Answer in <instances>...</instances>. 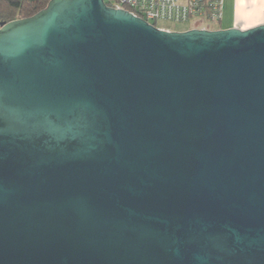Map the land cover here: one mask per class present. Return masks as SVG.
Masks as SVG:
<instances>
[{
	"label": "water",
	"instance_id": "obj_1",
	"mask_svg": "<svg viewBox=\"0 0 264 264\" xmlns=\"http://www.w3.org/2000/svg\"><path fill=\"white\" fill-rule=\"evenodd\" d=\"M0 264H264V23L1 25Z\"/></svg>",
	"mask_w": 264,
	"mask_h": 264
},
{
	"label": "built area",
	"instance_id": "obj_2",
	"mask_svg": "<svg viewBox=\"0 0 264 264\" xmlns=\"http://www.w3.org/2000/svg\"><path fill=\"white\" fill-rule=\"evenodd\" d=\"M221 4L222 0H108V4L106 3L109 7L128 11L156 27L158 21H217L221 16ZM158 28L170 30L165 27ZM193 28L207 29L205 26Z\"/></svg>",
	"mask_w": 264,
	"mask_h": 264
},
{
	"label": "crops",
	"instance_id": "obj_3",
	"mask_svg": "<svg viewBox=\"0 0 264 264\" xmlns=\"http://www.w3.org/2000/svg\"><path fill=\"white\" fill-rule=\"evenodd\" d=\"M216 22L215 29L245 30L263 24L264 0H222L221 16Z\"/></svg>",
	"mask_w": 264,
	"mask_h": 264
},
{
	"label": "trees",
	"instance_id": "obj_4",
	"mask_svg": "<svg viewBox=\"0 0 264 264\" xmlns=\"http://www.w3.org/2000/svg\"><path fill=\"white\" fill-rule=\"evenodd\" d=\"M108 4V0H104ZM49 0H0V26L14 19L26 18L45 8Z\"/></svg>",
	"mask_w": 264,
	"mask_h": 264
},
{
	"label": "rangeland",
	"instance_id": "obj_5",
	"mask_svg": "<svg viewBox=\"0 0 264 264\" xmlns=\"http://www.w3.org/2000/svg\"><path fill=\"white\" fill-rule=\"evenodd\" d=\"M158 27H165L170 30H187L191 29L196 26L203 27L205 26L207 29H215L217 27V22L216 21H201L199 19L196 20H191L190 22L186 23H174V22H168V21H158L156 23Z\"/></svg>",
	"mask_w": 264,
	"mask_h": 264
}]
</instances>
